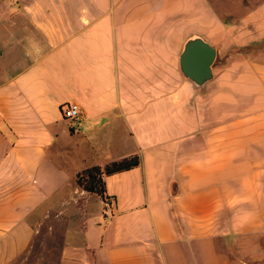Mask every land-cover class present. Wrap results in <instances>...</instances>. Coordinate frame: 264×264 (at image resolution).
I'll return each mask as SVG.
<instances>
[{"label": "crops", "instance_id": "obj_1", "mask_svg": "<svg viewBox=\"0 0 264 264\" xmlns=\"http://www.w3.org/2000/svg\"><path fill=\"white\" fill-rule=\"evenodd\" d=\"M22 1L24 53L0 79V264H86V248L93 264H264V0L237 15L210 0ZM192 33L216 48L203 85L179 66ZM134 154L104 175L108 203L78 185Z\"/></svg>", "mask_w": 264, "mask_h": 264}, {"label": "rangeland", "instance_id": "obj_2", "mask_svg": "<svg viewBox=\"0 0 264 264\" xmlns=\"http://www.w3.org/2000/svg\"><path fill=\"white\" fill-rule=\"evenodd\" d=\"M50 2V0H46ZM22 0H0V48L3 49L4 53L0 54V79L4 78L7 74L12 72L14 67L13 65V54L15 56H20L24 53V49L18 48L19 45H16L17 48L13 49L17 39L23 40V38L28 34L27 29L24 27V23L26 19L23 17L21 11ZM212 7L216 10L227 11L226 15H230L229 13L235 12L239 14L246 5L255 6L263 0H210ZM210 4V5H211ZM15 24V35L11 33L12 29L10 25ZM28 31L32 32V28H28ZM16 37V38H15ZM16 39V41L14 40ZM11 49V50H10ZM92 208L94 207L96 213L94 219L92 217H88L87 219V229L88 235L92 237L96 236V231L98 229L103 228V224L106 221L104 215L101 212L100 202L96 201V203H92ZM94 214V213H93ZM105 219V220H104ZM96 221H101L102 223H96ZM95 235V236H94ZM39 253H31V261L32 263L37 260Z\"/></svg>", "mask_w": 264, "mask_h": 264}, {"label": "water", "instance_id": "obj_3", "mask_svg": "<svg viewBox=\"0 0 264 264\" xmlns=\"http://www.w3.org/2000/svg\"><path fill=\"white\" fill-rule=\"evenodd\" d=\"M216 48L202 35L192 33L182 44L179 66L184 76L197 85H203L212 76Z\"/></svg>", "mask_w": 264, "mask_h": 264}, {"label": "trees", "instance_id": "obj_4", "mask_svg": "<svg viewBox=\"0 0 264 264\" xmlns=\"http://www.w3.org/2000/svg\"><path fill=\"white\" fill-rule=\"evenodd\" d=\"M139 157L137 154L123 157L117 160H112L104 165L93 164L83 168L76 175V181L80 187L89 192L98 193L104 200L108 198L105 193L104 175L130 168L138 164ZM86 264H93L94 249H85Z\"/></svg>", "mask_w": 264, "mask_h": 264}, {"label": "built area", "instance_id": "obj_5", "mask_svg": "<svg viewBox=\"0 0 264 264\" xmlns=\"http://www.w3.org/2000/svg\"><path fill=\"white\" fill-rule=\"evenodd\" d=\"M62 112H63L64 116L69 118V119H77L79 117V114H80V107L78 106L77 103L68 102L62 106ZM107 203H108V201H107ZM108 211H109V209L106 208V212H108Z\"/></svg>", "mask_w": 264, "mask_h": 264}]
</instances>
